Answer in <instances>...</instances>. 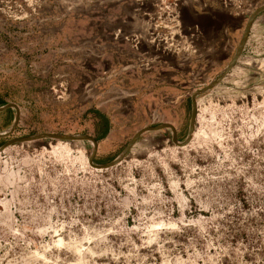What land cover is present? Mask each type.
<instances>
[{
    "label": "rangeland",
    "instance_id": "1",
    "mask_svg": "<svg viewBox=\"0 0 264 264\" xmlns=\"http://www.w3.org/2000/svg\"><path fill=\"white\" fill-rule=\"evenodd\" d=\"M264 0H0V264H264ZM14 126V127H13Z\"/></svg>",
    "mask_w": 264,
    "mask_h": 264
},
{
    "label": "water",
    "instance_id": "2",
    "mask_svg": "<svg viewBox=\"0 0 264 264\" xmlns=\"http://www.w3.org/2000/svg\"><path fill=\"white\" fill-rule=\"evenodd\" d=\"M264 10V6L259 7L258 9L254 10L252 12V14H250L248 16L247 19V24L245 26V32H244V36L241 40V44L239 46V48L237 49L234 57L232 58L231 62L228 64V66L225 68V70L223 71V76H225L230 70L231 68L234 66V64L237 62L240 52L242 50V47L244 45V41H245V36L246 33L249 31L254 17L259 14L261 11ZM216 82H212L210 85H208L207 87L203 88V89H198L195 91V93L191 96V103H192V109H191V117H190V124H189V130H188V135L187 138L183 141V142H178L177 138H176V132L175 129L171 126V125H161V126H154V127H149V128H145L142 129L140 131H138L133 138L130 140V142L127 144V146L125 147V149L122 151L121 155L116 158L115 160H113L112 162L105 164V165H96L93 163L95 154H96V150H97V143L93 138H90L88 136H84V137H77V136H65V135H59V134H40V135H35V136H30V137H24V138H19V139H13L10 140L8 142H6L5 144H3L0 147V153L5 150L6 148L14 145V144H20V143H29V142H35V141H40V140H47L48 143L49 142H76V141H89L92 143L93 145V151L90 155V157L88 158V165L91 168L94 169H108L110 167H113L115 165H117L119 162L122 161V159L126 156V154L131 150V148L134 146V144L137 142L138 138L145 132H153V131H158V130H162L165 128H169L171 130L172 133V144L177 146V147H185L189 144V142L192 139V136L194 134V130H195V124H196V120H197V99L196 97L199 94H202L208 90H210L213 86H215ZM8 108H12L15 110V118H14V126L17 125L18 121H19V109L17 108V106L13 105V104H7L4 107L0 108V112L4 111ZM13 126V127H14ZM13 128H11L8 132L6 133H2L0 134V138L6 137L8 136L10 133H12Z\"/></svg>",
    "mask_w": 264,
    "mask_h": 264
},
{
    "label": "bare ground",
    "instance_id": "3",
    "mask_svg": "<svg viewBox=\"0 0 264 264\" xmlns=\"http://www.w3.org/2000/svg\"><path fill=\"white\" fill-rule=\"evenodd\" d=\"M194 135V134H193ZM192 138H193V136H192Z\"/></svg>",
    "mask_w": 264,
    "mask_h": 264
}]
</instances>
